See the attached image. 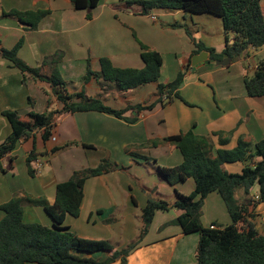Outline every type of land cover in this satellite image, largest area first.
Wrapping results in <instances>:
<instances>
[{"label": "crops", "instance_id": "0c3cea01", "mask_svg": "<svg viewBox=\"0 0 264 264\" xmlns=\"http://www.w3.org/2000/svg\"><path fill=\"white\" fill-rule=\"evenodd\" d=\"M125 1L100 0L88 19L87 11L74 9L69 0H0V46L12 48L22 38L17 56L32 67L40 65L46 56L61 51L62 59L58 67L62 78L68 83L77 84L73 80L83 77L87 63L92 71H99L101 57L109 58L116 67L142 68L144 63L139 42L161 54L163 63L159 82H170L178 72H184L178 91L187 103L175 98L164 105L157 103L149 111H127L125 116H137L133 122L97 111L67 112L57 119L48 140L42 138L40 130L35 131L21 139L14 150L0 161L5 170L0 169V205L20 192L34 198L45 197L51 203L56 185L66 181L74 170L94 167L103 158L115 163L117 167L114 171L86 179L79 215H68L64 220V225L76 235L106 240L113 250L122 249L137 239L140 216L135 212L145 206L147 198L152 195L151 190L155 189L172 202L175 189L183 194L194 189L192 178L170 185L158 176L156 169L162 166L159 163L162 152L169 155L179 150L166 143L146 145L148 142L192 130L196 135L209 137L214 151L232 149L242 139L250 145L251 154L253 145L264 138V96H248L244 86V76L253 73L257 61L264 58V46L249 48L234 61L230 58L225 65L209 62L193 69L192 56L202 51L193 53L196 47L185 28L168 26L178 22L175 15L180 13L186 18V14L169 10L158 15L144 14L139 7L128 6ZM11 9H41L47 10L48 14L35 29H29L28 25L20 23L15 17L2 15ZM193 31L196 40L214 48L216 53L226 47V38L229 44L234 38L230 33L226 35L223 28L218 32L203 33L194 26ZM207 58H211L210 53ZM22 79L20 70L0 56V143L11 132L10 124L1 114L3 110H14L27 119L29 111H45L48 100L52 105L54 103L56 109L62 107L47 82L30 76L24 82ZM81 85L76 88L79 90ZM156 89L157 82H151L128 92L108 88L102 93L105 97L102 96L107 105L121 109L128 104L146 105L155 101ZM85 91L88 96H96L101 89L92 77L85 84ZM215 132L228 134L227 141L220 144ZM71 142L92 147L74 144L46 156L37 155L31 163L35 174L29 175L26 158L32 150L41 154L50 152L54 146ZM145 154L148 160L142 157ZM153 158L154 162L151 161ZM259 159L252 156L248 162L252 165ZM181 161L179 151L174 164L167 167L176 166ZM142 167H151L155 178L147 177ZM243 167L240 161L223 164V169L229 173H241ZM254 187L255 194H258V186ZM253 188L250 195L254 194ZM252 211L254 217L250 219L261 232L264 206L259 203ZM181 213V210L174 208L157 210L147 233L127 256L126 264H197L198 233L183 234L179 225L168 224ZM3 215L0 209V219ZM260 215L263 216L261 227L258 226ZM23 220L46 226L53 224L44 208L37 205L23 206ZM200 220L204 226L231 223L226 205L217 191L210 192L204 198ZM110 253L98 251L92 256L104 259ZM110 264H119V260Z\"/></svg>", "mask_w": 264, "mask_h": 264}, {"label": "trees", "instance_id": "16d2710c", "mask_svg": "<svg viewBox=\"0 0 264 264\" xmlns=\"http://www.w3.org/2000/svg\"><path fill=\"white\" fill-rule=\"evenodd\" d=\"M74 9L86 10V17L91 18V10L100 0H69ZM126 5H137L144 14L152 10L162 9L182 11L184 14H211L222 21L224 33L234 36L233 42L228 43L220 53L214 48L205 46L196 40L190 29L182 23H171L168 26H181L185 28L196 49L193 53L208 51L213 59H221L226 54L232 61L247 52L249 48L264 46V13L261 0H127ZM48 14L47 10L19 11L11 9L3 12V16L15 17L20 23L35 29L39 21ZM20 38L12 48L0 46V56L9 60L13 67L20 70L24 82L27 76L35 80H43L50 86L55 99L62 104L60 109L52 108L51 101L47 102L44 112L29 111L27 119L19 116L14 110H3L1 114L7 119L11 132L0 143V161L9 155L18 142L41 131L44 140L51 136L57 119L67 112L97 111L114 115L127 122H133L137 116H125L127 111L136 113L151 110L157 103L162 105L175 98L182 101L179 86L183 80L184 72L177 73L175 78L167 83L159 82L161 54L139 42L140 56L144 63L142 68H120L112 64L109 58L99 59L100 70L92 71L87 63L86 71L81 78V88L73 93L67 91V85L58 67L62 59V52L46 56L40 65L29 66L22 61L17 52L22 45ZM94 78L101 89L96 96H88L85 84ZM157 82L156 100L146 104L127 105L115 109L107 105L103 92L108 88H115L120 92H128L139 86ZM244 86L248 96H264V58L259 59L251 76H244ZM30 104L32 100L28 98ZM185 102V101H184ZM187 103V102H185ZM218 141L223 144L227 141L228 134L215 132ZM225 136V137H224ZM166 143L177 148L181 155L180 164L172 167L157 166L156 173L170 185L184 182L188 178L194 181V189L189 194H182L174 190L172 202L163 198L155 189L147 198L145 206L141 209L140 230L137 239L122 249L113 250L106 240H93L80 237L64 225L65 218L69 215L77 217L80 213L82 189L87 178L114 171L116 164L108 158H103L94 167L74 170L70 177L56 185L54 200L50 203L45 197L34 198L24 192L16 193L2 205L0 209L4 215L0 219V264H110L116 259L119 264H126L127 256L147 233L150 223L157 210L168 211L172 208L182 211L168 224L179 225L183 234L197 232L199 235L196 247L197 264H264V226L262 232L255 228L250 218L255 206L264 203V138L253 145V153H249L250 145L239 139L236 147L232 149L213 150L209 137L196 135L192 130L174 135L154 139L146 145L156 146ZM77 144L85 148L92 146L78 142L54 146L50 152L37 154L32 150L26 158L27 171L30 176L35 174L31 167L37 155L46 156L55 153L67 146ZM252 156L259 157L256 162L244 165L241 173H229L223 169L224 163L250 161ZM143 157V156H142ZM148 160V157H144ZM154 160V158H153ZM155 161V160H154ZM2 171H5L1 167ZM258 186V199H252L251 189ZM242 188L246 199L238 201L235 197L236 189ZM213 191L222 197L231 218L228 225L212 223L213 228L204 226L200 220L204 198ZM25 204L42 206L51 217L52 226L42 225L37 222L23 220V206ZM98 251L111 252L104 259L92 256Z\"/></svg>", "mask_w": 264, "mask_h": 264}, {"label": "rangeland", "instance_id": "374dc122", "mask_svg": "<svg viewBox=\"0 0 264 264\" xmlns=\"http://www.w3.org/2000/svg\"><path fill=\"white\" fill-rule=\"evenodd\" d=\"M261 1H262L261 4H262V7H263V12H264V0H261ZM133 7L136 8V9L138 8L137 5H134ZM165 12H167V11L166 10H162V9H156V10H152L150 13L158 15V14H162V13H165ZM169 12H174V11H170L169 10ZM175 19L178 20V23H182V25H185V27L190 29L191 32H192V35L194 34V31H193L194 30V26H195V29H199L203 33L218 32L219 30H221L223 28L221 19L219 17L211 15V14H194V13H191V14H187L186 18H185V17H183V15H181L179 13V14L175 15ZM159 21H161V20H159ZM160 23L161 22H159V24ZM180 27L181 26H176L174 28H180ZM252 74L253 73L249 74L248 76H251ZM73 81H75L77 84H73L72 82H69V85H67V87H66L67 91L69 93H73V92H76L78 90V88H76V87H77V85L80 84L81 79H79L77 81L76 80H73ZM37 101H39L38 98H37ZM38 107L40 108V111H41L42 108L40 107V102L38 103ZM52 108H55L54 103L52 105ZM43 111L44 110H42V112ZM142 156H143V158L144 157H148V155H146V154L142 155ZM178 156H179V151H172L171 154H169V155H166V154H164L162 152V159L159 160V163L162 165V167L163 166L167 167V165L174 164V161H175L176 158H178ZM151 161L154 162L153 159ZM248 163L249 162H247V161L243 162L244 165H246ZM143 171H144V173H145V175L147 177L155 178L154 170H152L151 167H144ZM148 182H150V180H148ZM172 192H173V190H172ZM252 193L255 194V187L253 188ZM235 196H236V199L238 201H242L243 199L245 200L247 198L246 195H244L242 188H237L236 189V195ZM262 205L264 206V203H262ZM135 214L140 216L141 211L136 210ZM258 220H259V224H260V225L258 224V226L261 227L263 216L260 215L258 217Z\"/></svg>", "mask_w": 264, "mask_h": 264}, {"label": "water", "instance_id": "95a60500", "mask_svg": "<svg viewBox=\"0 0 264 264\" xmlns=\"http://www.w3.org/2000/svg\"><path fill=\"white\" fill-rule=\"evenodd\" d=\"M209 55V52L202 51L199 54H195L192 56L191 64L193 66V69H195L197 66H199L202 63H209V62H215L220 65H225L230 61V58L224 54V58L221 60H215L213 58H207Z\"/></svg>", "mask_w": 264, "mask_h": 264}, {"label": "built area", "instance_id": "2783aa9c", "mask_svg": "<svg viewBox=\"0 0 264 264\" xmlns=\"http://www.w3.org/2000/svg\"><path fill=\"white\" fill-rule=\"evenodd\" d=\"M153 19H155V16H152ZM52 140H55V137L51 138ZM252 199H258L259 195L258 194H253L251 195ZM211 228L214 227V225H210Z\"/></svg>", "mask_w": 264, "mask_h": 264}]
</instances>
